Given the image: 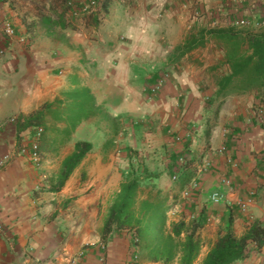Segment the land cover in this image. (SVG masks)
Wrapping results in <instances>:
<instances>
[{
    "label": "crops",
    "instance_id": "crops-1",
    "mask_svg": "<svg viewBox=\"0 0 264 264\" xmlns=\"http://www.w3.org/2000/svg\"><path fill=\"white\" fill-rule=\"evenodd\" d=\"M187 3L201 14L182 10L178 0H101L99 15L80 18L66 16L61 0L0 1V19L15 30L10 40L0 33V47L7 46L0 156L29 116L43 126L39 169L23 158L0 168V264H161L135 250L130 231L112 229L102 240L111 199L130 179L158 190L173 219L202 221L193 264L219 232L240 236L254 221L264 224V119L255 113L264 88L220 87L225 49L215 35L229 28L237 7L264 18V0ZM173 64L177 70L151 94V75ZM10 115L15 125L6 123ZM77 141L91 149L62 180V161ZM249 190L256 203L244 214L236 203ZM231 264H264V245H249Z\"/></svg>",
    "mask_w": 264,
    "mask_h": 264
},
{
    "label": "trees",
    "instance_id": "trees-1",
    "mask_svg": "<svg viewBox=\"0 0 264 264\" xmlns=\"http://www.w3.org/2000/svg\"><path fill=\"white\" fill-rule=\"evenodd\" d=\"M215 35L225 49L229 67V72L221 78L220 87L261 92L264 88V31L243 33L229 27L219 29ZM31 122L29 116L24 126ZM90 149L88 141L74 144L73 151L62 161L59 170L62 180ZM166 202L158 190L142 188L137 179L121 182L108 208L102 240H106L112 229L127 230L133 237V244L148 261L171 264L177 260L178 264H193L201 250L197 231L202 221L183 215L169 220ZM249 245L256 251L264 245V224L260 221H254L240 236L230 228L219 232L199 264H231L247 256Z\"/></svg>",
    "mask_w": 264,
    "mask_h": 264
},
{
    "label": "built area",
    "instance_id": "built-area-1",
    "mask_svg": "<svg viewBox=\"0 0 264 264\" xmlns=\"http://www.w3.org/2000/svg\"><path fill=\"white\" fill-rule=\"evenodd\" d=\"M5 3H11L13 0H0ZM65 7L67 8L65 11L66 16H71V18H80L82 16H90L101 13L100 6L101 0H61ZM180 8L182 10H190L192 15L199 16L201 12L194 5H190L187 3V0H178ZM251 8H255V6H250ZM237 9H242L241 7H237ZM234 11V16L228 20L227 24L229 26H249V27H260L264 25V18L253 19L245 16L241 13V11ZM0 33L3 34L8 40L15 34V30L12 26L11 21L7 18L0 19ZM7 46L0 47V57L3 56ZM178 68L175 64L171 65L170 70H164L161 72H156L151 75L152 82L149 86V91L151 94H157L159 89L162 86V83L170 78L171 71H175ZM227 74L229 71H223ZM256 116L260 121L264 119V105L257 107L255 110ZM18 122V117L16 115H10L6 118V123L9 125H15ZM43 134V126L37 123L28 124L22 131L18 133V139L14 147H11L6 152H4L0 156V168L7 166L9 163L13 162L17 158H23L29 161L34 168L39 169L42 166V152L40 150V140ZM221 152H225L229 159H232V152L230 149L223 145L219 148ZM176 175L173 176L175 178ZM197 186V183H191V186L184 190L183 196L185 198H191L193 192ZM255 191L249 190L244 198H240L236 205L238 209L244 213L248 214L251 212L252 207L256 203L255 199ZM217 196L215 194L211 195V200H216ZM197 216V215H196ZM192 218H196L194 215ZM2 227L0 226V232ZM101 260H105V255L102 254ZM73 263H76L77 258H73L71 260Z\"/></svg>",
    "mask_w": 264,
    "mask_h": 264
},
{
    "label": "rangeland",
    "instance_id": "rangeland-1",
    "mask_svg": "<svg viewBox=\"0 0 264 264\" xmlns=\"http://www.w3.org/2000/svg\"><path fill=\"white\" fill-rule=\"evenodd\" d=\"M258 8H262V6H261V5H260V6H256V9H258ZM249 9L254 10L255 8L253 9V8L249 7ZM262 10L264 11V9H262ZM259 11H260V10H259ZM263 13H264V12H263ZM229 27H235V28H236V27H239V28H241V29H242V28H243V29H244V28H250V29H261V28H262V26H260L261 28H260V27H249V26H229ZM263 27H264V25H263ZM217 41H218V40H217ZM221 46H222V45H221ZM223 67H224V68H223L222 72H223V71H227V70L229 71V67H228V64H227L226 61H224V63H223ZM176 70H177V69H176ZM170 77H171V75H170ZM193 196H194V193H193L192 197H193ZM186 199H187V198H186ZM191 200H193V199H191ZM182 202H184V201L181 200V203H182ZM167 216H168V219L171 218V220H172L173 218H176V217H177L176 213H175V214H174V213H168ZM192 216H193V214L190 215V217H192ZM134 247H135V250H139L138 246L134 245Z\"/></svg>",
    "mask_w": 264,
    "mask_h": 264
}]
</instances>
